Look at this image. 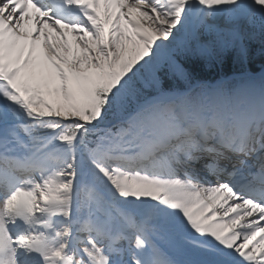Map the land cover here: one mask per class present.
I'll return each instance as SVG.
<instances>
[{
    "label": "snow or ice",
    "instance_id": "6c2138e0",
    "mask_svg": "<svg viewBox=\"0 0 264 264\" xmlns=\"http://www.w3.org/2000/svg\"><path fill=\"white\" fill-rule=\"evenodd\" d=\"M252 41L264 0H0V264H264Z\"/></svg>",
    "mask_w": 264,
    "mask_h": 264
},
{
    "label": "trees",
    "instance_id": "16d2710c",
    "mask_svg": "<svg viewBox=\"0 0 264 264\" xmlns=\"http://www.w3.org/2000/svg\"><path fill=\"white\" fill-rule=\"evenodd\" d=\"M249 47L251 55L246 67L251 71L258 72V65L260 62L264 61V54L261 51V46L257 42H250ZM237 67L234 59H232L226 60L225 65L201 63L196 71L200 78L208 82H215V80L220 79L225 73H227L228 76L232 75Z\"/></svg>",
    "mask_w": 264,
    "mask_h": 264
},
{
    "label": "rangeland",
    "instance_id": "374dc122",
    "mask_svg": "<svg viewBox=\"0 0 264 264\" xmlns=\"http://www.w3.org/2000/svg\"><path fill=\"white\" fill-rule=\"evenodd\" d=\"M252 42H257L261 47V51H262V53L264 54V46H262L258 41H252ZM263 62V63H262ZM262 62H260L259 63V67H262L263 69H264V61H262ZM257 63V62H256Z\"/></svg>",
    "mask_w": 264,
    "mask_h": 264
},
{
    "label": "bare ground",
    "instance_id": "6f19581e",
    "mask_svg": "<svg viewBox=\"0 0 264 264\" xmlns=\"http://www.w3.org/2000/svg\"><path fill=\"white\" fill-rule=\"evenodd\" d=\"M103 9H104V5L101 4V12H102V14H103Z\"/></svg>",
    "mask_w": 264,
    "mask_h": 264
}]
</instances>
